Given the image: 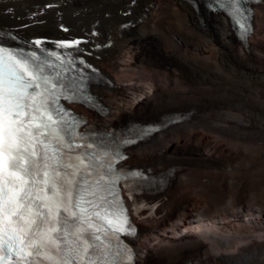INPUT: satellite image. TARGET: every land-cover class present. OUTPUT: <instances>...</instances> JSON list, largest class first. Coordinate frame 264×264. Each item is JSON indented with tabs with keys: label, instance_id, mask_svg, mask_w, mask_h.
Wrapping results in <instances>:
<instances>
[{
	"label": "bare ground",
	"instance_id": "6f19581e",
	"mask_svg": "<svg viewBox=\"0 0 264 264\" xmlns=\"http://www.w3.org/2000/svg\"><path fill=\"white\" fill-rule=\"evenodd\" d=\"M253 8L243 43L197 0H0V39L85 41L103 112L62 101L83 128L183 116L119 163L150 176L131 195L124 187L138 264H264V123L253 121L264 108V0Z\"/></svg>",
	"mask_w": 264,
	"mask_h": 264
},
{
	"label": "snow or ice",
	"instance_id": "6c2138e0",
	"mask_svg": "<svg viewBox=\"0 0 264 264\" xmlns=\"http://www.w3.org/2000/svg\"><path fill=\"white\" fill-rule=\"evenodd\" d=\"M213 2L251 32L247 0ZM16 39H0V264H133L120 237L136 228L119 185L131 195L129 181L147 177L118 168L127 157L81 132L82 119L61 104L92 102L85 41L59 40L54 51L43 39L8 43Z\"/></svg>",
	"mask_w": 264,
	"mask_h": 264
},
{
	"label": "rangeland",
	"instance_id": "374dc122",
	"mask_svg": "<svg viewBox=\"0 0 264 264\" xmlns=\"http://www.w3.org/2000/svg\"><path fill=\"white\" fill-rule=\"evenodd\" d=\"M91 35L93 36V38H92ZM97 35L100 36V34H97ZM87 36H88V35H87ZM89 36H90L91 40L94 39V37L96 38V34H89ZM142 84H143V83H142ZM148 92H150V89L145 88V91H144L143 93L141 92V95L139 94L140 97L138 96V98H135L134 100L137 101L139 98L141 99V98L146 97ZM128 94H129V95H128ZM128 94H127L128 97H125V98H126V100H125V103H126V104H129V103H130V102H129V99L133 98V97L130 96V92H128ZM140 99H139V100H140ZM67 104H74V103H69V102H68ZM225 105H226V106H225ZM67 107H68V106H67ZM215 107L217 108V109L215 108V111H217V112H220V111H224V112H225V111H229V110H227V109H230V108H229L230 106H229L228 104H217V105H215ZM220 107H221V108H220ZM226 107H227V108H226ZM222 108H223V109H222ZM72 109H73V113H77V114H79V112L76 111L74 108H72ZM224 109H225V110H224ZM230 110H232V111H236L235 109H234V110H233V109H230ZM260 110H261V111H259V112H261L260 114H258V111H257L255 114H253V118H254L253 121H254V120H255V121L257 120L256 122H255V121H254V122H255L256 125H258V126H260L259 124H257L258 121H259L258 123H262V122L264 123V115H262V114H264V108H261ZM251 114H252V113H251ZM255 116H256V117H255ZM259 117H260V118H259ZM262 118H263V119H262ZM258 119H259V120H258ZM261 121H262V122H261Z\"/></svg>",
	"mask_w": 264,
	"mask_h": 264
}]
</instances>
